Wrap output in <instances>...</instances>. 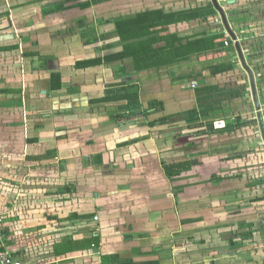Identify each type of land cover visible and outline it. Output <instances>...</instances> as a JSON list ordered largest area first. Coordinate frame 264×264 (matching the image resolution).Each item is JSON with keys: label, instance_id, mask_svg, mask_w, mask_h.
<instances>
[{"label": "crops", "instance_id": "obj_1", "mask_svg": "<svg viewBox=\"0 0 264 264\" xmlns=\"http://www.w3.org/2000/svg\"><path fill=\"white\" fill-rule=\"evenodd\" d=\"M64 1L0 0L5 247L22 264H264V142L243 154L256 110L212 0L44 14ZM218 2L264 110V0ZM125 93L162 110L117 119Z\"/></svg>", "mask_w": 264, "mask_h": 264}, {"label": "water", "instance_id": "obj_2", "mask_svg": "<svg viewBox=\"0 0 264 264\" xmlns=\"http://www.w3.org/2000/svg\"><path fill=\"white\" fill-rule=\"evenodd\" d=\"M212 3L215 6V8L217 9V11L221 17L222 24H223V27L225 28L226 33L235 43L239 62L241 64L243 70L246 72V74L248 76L249 85H250V89H251L252 101H253V105H254V108H255L256 113H257L256 117H257V121H258V125H259L260 135H261V139L264 142V115H263V111L261 108L259 95H258V91H257L255 74H254L252 68L247 63L244 51H243L242 46H241V43L238 40L235 32L232 30V28L228 22L226 12L219 5L218 0H212Z\"/></svg>", "mask_w": 264, "mask_h": 264}, {"label": "trees", "instance_id": "obj_3", "mask_svg": "<svg viewBox=\"0 0 264 264\" xmlns=\"http://www.w3.org/2000/svg\"><path fill=\"white\" fill-rule=\"evenodd\" d=\"M74 1H78V0H67V1L61 2V3L57 4L54 8L49 9L48 11H45L44 14L45 15H50V14H53V13H57V12L63 11V10H65V3L74 2ZM97 1H99V0H97ZM97 1L95 0V2H97ZM85 5H87L85 7H88L89 3L85 4ZM119 57H120V55L119 56L112 55V56L108 57L107 61L108 62L109 61H113L114 59L119 58ZM98 63H99V60L97 59L96 61H91L90 64L97 65ZM128 95H129L128 93H125V95L123 96V97L126 96V100L128 101V104L126 105V107H123V109H129V113L130 114L127 115V116L120 115V116L117 117V119H121V120L124 121V120H127V119L131 118V117L141 118V117L148 116L150 113H152L154 111L157 112V111H161L162 110V104H160L159 102H156V101L155 102H151L149 104V109L145 110V109H143V106H142V104H141V102L139 100V96H137V97L131 96V97L128 98ZM106 98L108 99V96L105 97V99H101V101L106 100ZM97 102H100V101L97 100ZM154 125H155V122L149 123V126H154ZM187 166H190V164L189 165L187 164ZM186 170L188 171V167H187ZM167 175H168V172H167ZM259 182H260V184H264V179L260 180ZM247 227L250 228V231H249L250 233L248 235H252L255 232V230H253L254 224H247ZM114 259L116 260L117 258L115 257Z\"/></svg>", "mask_w": 264, "mask_h": 264}, {"label": "rangeland", "instance_id": "obj_4", "mask_svg": "<svg viewBox=\"0 0 264 264\" xmlns=\"http://www.w3.org/2000/svg\"><path fill=\"white\" fill-rule=\"evenodd\" d=\"M263 111V115H264V110H262ZM256 115H257V113H256V111H255V114H254V116H252L253 117V119L252 120H256V121H252L251 120V123H253L254 124V126H255V133H256V138L254 137V133H253V129L252 128H250V135L251 136H249V140H248V143H244L245 145H248V147H247V149H245V151H243L244 153L243 154H245V152H246V155L248 154H250V155H253V153H254V155H257V149H256V146H257V140H259L258 138H260V131H259V126H258V121H257V117H256ZM249 125H250V122H249ZM253 127V126H252ZM215 129H217V130H220V129H222V128H225L224 127V125H221V124H219V125H215V127H214ZM253 133V134H252ZM251 137V138H250ZM253 138H255V139H253ZM261 139V138H260ZM251 161V163H250V168H253V166H257L256 164L254 165V163L252 164V160H250ZM261 169H263L264 168V164H262V163H260L259 165H258ZM256 174L257 173H253L252 174V176H256Z\"/></svg>", "mask_w": 264, "mask_h": 264}, {"label": "built area", "instance_id": "obj_5", "mask_svg": "<svg viewBox=\"0 0 264 264\" xmlns=\"http://www.w3.org/2000/svg\"><path fill=\"white\" fill-rule=\"evenodd\" d=\"M5 237V228L0 217V264H22L20 261L15 260L11 252L5 247Z\"/></svg>", "mask_w": 264, "mask_h": 264}]
</instances>
